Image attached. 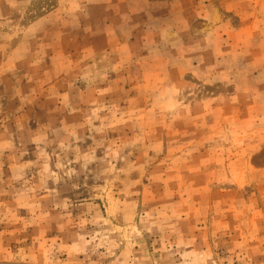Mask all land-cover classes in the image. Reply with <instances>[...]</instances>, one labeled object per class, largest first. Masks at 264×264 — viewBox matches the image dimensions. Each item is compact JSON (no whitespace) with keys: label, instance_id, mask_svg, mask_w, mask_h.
<instances>
[{"label":"rangeland","instance_id":"obj_1","mask_svg":"<svg viewBox=\"0 0 264 264\" xmlns=\"http://www.w3.org/2000/svg\"><path fill=\"white\" fill-rule=\"evenodd\" d=\"M6 250L264 264V0H0Z\"/></svg>","mask_w":264,"mask_h":264},{"label":"crops","instance_id":"obj_2","mask_svg":"<svg viewBox=\"0 0 264 264\" xmlns=\"http://www.w3.org/2000/svg\"><path fill=\"white\" fill-rule=\"evenodd\" d=\"M11 255H12V253H10L8 250H6L4 253L1 254V256H0L1 259L5 260L3 264H11L9 262ZM28 255H29V257L32 256V254H30V253ZM25 257H26V255H25ZM13 264H15V263H13Z\"/></svg>","mask_w":264,"mask_h":264}]
</instances>
